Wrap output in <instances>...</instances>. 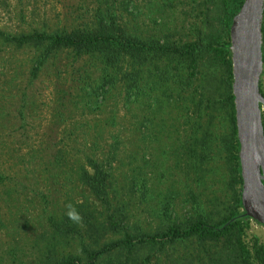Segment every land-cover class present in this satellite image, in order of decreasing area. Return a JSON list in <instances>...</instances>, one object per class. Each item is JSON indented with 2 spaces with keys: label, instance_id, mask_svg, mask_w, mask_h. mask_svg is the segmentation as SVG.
<instances>
[{
  "label": "rangeland",
  "instance_id": "1",
  "mask_svg": "<svg viewBox=\"0 0 264 264\" xmlns=\"http://www.w3.org/2000/svg\"><path fill=\"white\" fill-rule=\"evenodd\" d=\"M97 11L139 36L175 42L193 39L201 26L200 0H0V31L68 28ZM32 65L30 49L0 39V264L82 256L78 237L60 236L47 221L66 214L68 204L94 217L92 232L85 223L77 227L83 243L97 248L121 236L106 229L108 215H122L129 234L153 233L228 200L221 114L211 113V121L202 115L208 130L191 133L194 115L176 113L158 91L132 95L123 84L103 86L85 60L65 52L35 75ZM84 67L87 77L79 76ZM259 84L264 92V76ZM260 112L264 117L263 106ZM88 158L107 174L109 209L77 179L80 167L91 171ZM243 239L264 242V227L250 221ZM191 252L189 244L176 245L154 261Z\"/></svg>",
  "mask_w": 264,
  "mask_h": 264
},
{
  "label": "trees",
  "instance_id": "2",
  "mask_svg": "<svg viewBox=\"0 0 264 264\" xmlns=\"http://www.w3.org/2000/svg\"><path fill=\"white\" fill-rule=\"evenodd\" d=\"M243 0H200L201 26L193 39L170 41L152 36H139L116 21L111 14L95 12L89 22L57 28L50 31L30 30L8 34L0 31V39L15 48L30 49L33 57L31 74L44 66L47 58L67 53L74 60H85L87 67L98 72L103 86L123 84L132 95L159 92L162 103L173 111L192 114L196 119L191 133L208 128L199 122L202 115L221 114L226 130L219 138L227 170V189L230 196L225 202H216L204 214L179 222H167L159 232H125L122 215L115 219L108 215L106 229L121 231V236L108 240L97 248H90L81 238L77 224L66 214L48 217L53 230L62 237L79 239L82 256L53 257L46 254L40 264H156L154 258L168 248L189 244L188 257L167 260L164 264H264V242L255 239L248 246L243 237L250 221L240 204V168L238 142L234 123L231 93V62L228 29L233 15ZM264 13V3L262 17ZM261 60L264 76V25L261 22ZM87 68H82L83 74ZM145 72V73H144ZM259 77V78H260ZM260 94L264 92L260 88ZM173 94V97L170 94ZM183 111V112H182ZM212 113V114H211ZM264 136V117L260 112ZM189 119L186 118V123ZM185 124V123H184ZM200 132V134H202ZM202 141V137H199ZM91 171L80 167L78 180L99 203L109 209L107 174L101 166L88 158ZM118 210H114L117 213ZM87 231L95 229L90 212H79Z\"/></svg>",
  "mask_w": 264,
  "mask_h": 264
},
{
  "label": "water",
  "instance_id": "3",
  "mask_svg": "<svg viewBox=\"0 0 264 264\" xmlns=\"http://www.w3.org/2000/svg\"><path fill=\"white\" fill-rule=\"evenodd\" d=\"M264 0H243L228 29L231 93L238 142L240 204L264 227V136L258 81L262 71L261 21Z\"/></svg>",
  "mask_w": 264,
  "mask_h": 264
},
{
  "label": "clouds",
  "instance_id": "4",
  "mask_svg": "<svg viewBox=\"0 0 264 264\" xmlns=\"http://www.w3.org/2000/svg\"><path fill=\"white\" fill-rule=\"evenodd\" d=\"M67 212L66 216L71 220L74 224L82 225L83 223V217L79 213L76 207H74L72 204L66 205Z\"/></svg>",
  "mask_w": 264,
  "mask_h": 264
}]
</instances>
